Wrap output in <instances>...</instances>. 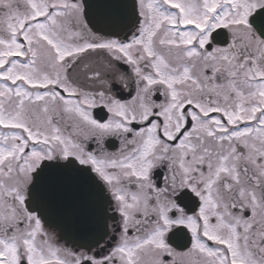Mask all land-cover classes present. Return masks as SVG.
<instances>
[{
  "label": "snow or ice",
  "instance_id": "1",
  "mask_svg": "<svg viewBox=\"0 0 264 264\" xmlns=\"http://www.w3.org/2000/svg\"><path fill=\"white\" fill-rule=\"evenodd\" d=\"M0 264H264V0H0Z\"/></svg>",
  "mask_w": 264,
  "mask_h": 264
}]
</instances>
